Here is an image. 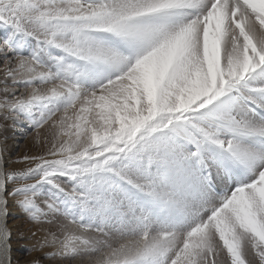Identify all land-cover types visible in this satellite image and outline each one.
Instances as JSON below:
<instances>
[{"label":"snow or ice","instance_id":"6c2138e0","mask_svg":"<svg viewBox=\"0 0 264 264\" xmlns=\"http://www.w3.org/2000/svg\"><path fill=\"white\" fill-rule=\"evenodd\" d=\"M9 121L0 264H264V0H0Z\"/></svg>","mask_w":264,"mask_h":264},{"label":"rangeland","instance_id":"374dc122","mask_svg":"<svg viewBox=\"0 0 264 264\" xmlns=\"http://www.w3.org/2000/svg\"><path fill=\"white\" fill-rule=\"evenodd\" d=\"M34 136L35 132L27 123L14 126L9 121L4 129H0V142L2 141L6 149L4 155L13 168H23V164L13 162L25 154L30 155L37 152ZM8 226L12 231V264H30L37 257L41 258L42 264H50L49 261L43 260L40 253L29 250L35 242V238L31 235L35 227L14 204L10 207Z\"/></svg>","mask_w":264,"mask_h":264},{"label":"bare ground","instance_id":"6f19581e","mask_svg":"<svg viewBox=\"0 0 264 264\" xmlns=\"http://www.w3.org/2000/svg\"><path fill=\"white\" fill-rule=\"evenodd\" d=\"M2 142V141H1Z\"/></svg>","mask_w":264,"mask_h":264}]
</instances>
